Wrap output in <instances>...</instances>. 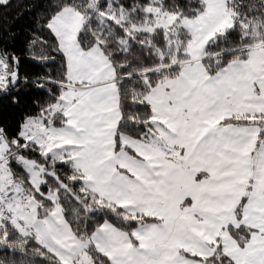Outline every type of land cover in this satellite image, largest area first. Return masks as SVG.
Here are the masks:
<instances>
[{
    "label": "snow or ice",
    "instance_id": "1",
    "mask_svg": "<svg viewBox=\"0 0 264 264\" xmlns=\"http://www.w3.org/2000/svg\"><path fill=\"white\" fill-rule=\"evenodd\" d=\"M0 264H264V0H0Z\"/></svg>",
    "mask_w": 264,
    "mask_h": 264
}]
</instances>
